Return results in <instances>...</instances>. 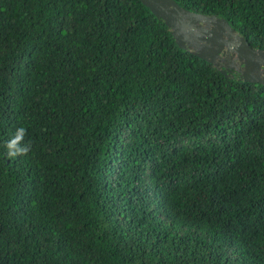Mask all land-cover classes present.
I'll list each match as a JSON object with an SVG mask.
<instances>
[{
  "label": "trees",
  "instance_id": "trees-1",
  "mask_svg": "<svg viewBox=\"0 0 264 264\" xmlns=\"http://www.w3.org/2000/svg\"><path fill=\"white\" fill-rule=\"evenodd\" d=\"M175 2L264 48V0ZM0 264H264V84L139 0H0Z\"/></svg>",
  "mask_w": 264,
  "mask_h": 264
},
{
  "label": "water",
  "instance_id": "water-1",
  "mask_svg": "<svg viewBox=\"0 0 264 264\" xmlns=\"http://www.w3.org/2000/svg\"><path fill=\"white\" fill-rule=\"evenodd\" d=\"M169 29L175 44L218 71L250 83L264 84V48L246 39L216 14L190 11L175 0H139Z\"/></svg>",
  "mask_w": 264,
  "mask_h": 264
},
{
  "label": "clouds",
  "instance_id": "clouds-1",
  "mask_svg": "<svg viewBox=\"0 0 264 264\" xmlns=\"http://www.w3.org/2000/svg\"><path fill=\"white\" fill-rule=\"evenodd\" d=\"M23 135H24V129L20 128L18 129L15 138L7 143L6 147L9 149L8 155L10 157H15L16 155H24L29 151V146H24V147L17 146L19 141L22 140ZM12 149L15 150L13 151Z\"/></svg>",
  "mask_w": 264,
  "mask_h": 264
}]
</instances>
